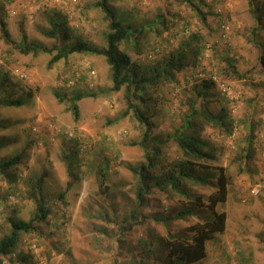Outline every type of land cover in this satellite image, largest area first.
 Here are the masks:
<instances>
[{
  "label": "rangeland",
  "instance_id": "1",
  "mask_svg": "<svg viewBox=\"0 0 264 264\" xmlns=\"http://www.w3.org/2000/svg\"><path fill=\"white\" fill-rule=\"evenodd\" d=\"M99 1L0 0V122L8 126L0 130V160L22 157L9 175L0 174V241L11 233V218L29 222L35 216L40 179L50 211L45 222L38 221L29 233L20 234L18 246L1 256L0 264H126L130 256L127 251L118 256L122 236L113 232L117 233L124 213L135 202L138 180L132 168L146 161L140 145L146 128L133 110L117 121L128 110L126 92L125 87L105 92L113 87L105 57L75 53L50 63L58 49L72 46L79 38L107 47L110 20L96 6ZM250 1H197L205 19L185 0L109 2L116 20L132 28L134 36L123 41L120 49L131 57L140 76L184 42L197 38L190 46L198 53L191 55L190 66L177 73L175 82L163 79L147 86L145 103H141L152 124L150 137L164 141L155 171L180 158L171 136L191 112L190 100L227 122L206 125L202 133L220 149V157L217 162L198 163L205 170L200 173L208 172L215 182L226 174L231 183L227 202L218 207L227 215L225 231L207 244L206 258L198 264H264V69L260 66L264 26L253 18ZM59 19L71 39H64L62 32L56 38L45 35L52 29L51 22ZM1 22L10 41L2 35ZM25 38L28 44L44 45L53 53L24 54L19 45ZM15 69L24 70L27 78H18ZM204 81L215 83L207 100L199 99L195 91ZM222 84L230 88L229 95L220 90ZM86 92L99 95L78 103L80 118L75 120L68 99ZM18 98L24 100L18 109L5 106L7 100ZM251 132L253 157L246 165V140ZM106 166L108 194L101 192L98 175ZM258 185L261 192L253 196ZM192 189L204 198L218 190L210 184ZM148 199L151 205L145 212L149 216H168L187 204L156 190ZM106 217H114L113 223L107 224ZM196 223V218L175 220L171 230L186 233ZM102 226L110 235L100 233ZM150 231L163 237L166 233L149 217L125 240L134 242V250L146 253L143 239Z\"/></svg>",
  "mask_w": 264,
  "mask_h": 264
},
{
  "label": "trees",
  "instance_id": "2",
  "mask_svg": "<svg viewBox=\"0 0 264 264\" xmlns=\"http://www.w3.org/2000/svg\"><path fill=\"white\" fill-rule=\"evenodd\" d=\"M197 14L203 15L201 7L197 4H204V0H185ZM110 0H101L96 6L101 8L110 20V32L107 35V47L99 48L90 45L88 42L79 38L72 46L61 47L53 56L51 64H54L62 59L68 58L75 53L91 54L105 57L108 65L112 71L113 87L105 91L106 93L119 92L125 87V96L128 103V110L117 119L128 115L129 110H133L136 118L145 126V134L140 145L145 150L146 161L139 166L132 168L135 178L138 180L135 194V202L131 205L123 216L122 223L119 224V229L115 233L118 237L122 236L117 247L118 256L123 251L129 252L130 256L126 258L125 263L137 264H198L206 258L207 244L215 241L220 234L225 231L227 215L225 212L218 210L219 206L224 205L228 200L229 184L231 183V176L221 174L216 182L213 176L206 173H200L202 167L197 166L201 161L203 162H217L219 161L220 149L203 137L204 127L206 125L216 127L224 125V118L215 115L207 108L202 109L198 101L192 99L189 101L191 112L185 116L182 127L171 138L177 144L180 151V158L170 164L160 167L156 172L157 163L159 160L164 141L161 138H151L152 124L145 112L141 110L144 104V94L147 86L157 85L163 79L168 81H176L177 73L184 72L189 66L191 55L197 56V51L190 49L191 43L197 41L193 37L189 42L178 47L167 58L157 62L153 67H147L149 72L144 75L133 69V62L131 57L120 49V44L123 41H130L132 39V28L124 25L116 20L115 12L110 5ZM251 13L256 23L259 26H264V4H254V0L250 1ZM204 18V15H203ZM205 19V18H204ZM52 29L45 32V35L51 38H56L58 33L62 32L66 40L71 39L68 29L61 23V20H54L51 22ZM2 35L6 41H10V34L6 25L1 22ZM19 48L24 54L33 53L34 55L40 53H53L52 49L45 47L38 43L28 44L26 38L19 45ZM260 66L264 69V51L260 55ZM235 70V69H234ZM215 83L211 81H204L198 84L195 88L196 95L199 99L207 100L209 93ZM99 94L95 92L76 93L69 97V109L75 120L80 118V110L78 103L88 97H97ZM57 96L64 101L62 95ZM140 103H138V102ZM137 102V103H136ZM142 103V104H141ZM24 104V100L9 99L5 106L8 108L18 109ZM200 119V120H198ZM110 123V121L108 122ZM231 125V123H230ZM8 129L6 124L0 122V130ZM254 134L247 137V149L245 155V164L253 157ZM77 139V138H75ZM1 147V146H0ZM22 157L20 155L10 156L0 160V174L3 176L9 175L10 171L21 164ZM204 170V169H203ZM109 167L100 168L98 175L101 179L99 188L102 193L108 194L107 181ZM205 171V170H204ZM242 172H246L242 169ZM43 180L40 179L37 185L39 193L38 208L35 216L29 222L15 220L11 218L9 223L11 225V233L0 241V257L12 253L18 246L21 233H29L34 229V223L45 222L50 215L47 201L45 199L42 188ZM211 188L217 187L218 190L211 196L204 198L202 195L194 192L193 185L207 186ZM153 190L159 191L166 197H177L184 199L187 204L176 208L173 214L168 216H159L153 214L149 216L145 209L151 205L148 195ZM151 217L157 224H161L165 228V236L159 233L150 231L148 238L143 239L147 252H138L134 250V242L126 241L128 233H132L136 228L146 222ZM190 218H196L197 223L194 224L186 233H173L171 228L172 222L175 220L188 221ZM107 224L114 221V217L105 218ZM116 225V224H114ZM101 234L110 235V230L106 227L99 228ZM123 240V241H122ZM125 240V241H124ZM139 245V244H138ZM151 258H153L152 261ZM156 261V262H155Z\"/></svg>",
  "mask_w": 264,
  "mask_h": 264
},
{
  "label": "built area",
  "instance_id": "3",
  "mask_svg": "<svg viewBox=\"0 0 264 264\" xmlns=\"http://www.w3.org/2000/svg\"><path fill=\"white\" fill-rule=\"evenodd\" d=\"M150 58H152V56H150ZM14 72H15V75L20 79H26L27 78V73L22 69H15ZM92 74H95V72H92ZM70 86L71 85H68V87H70ZM220 90L224 94L229 95L230 88H228L225 84L221 85ZM261 189H262V186L258 185V187H256L254 190H252V195L257 196L261 192Z\"/></svg>",
  "mask_w": 264,
  "mask_h": 264
}]
</instances>
